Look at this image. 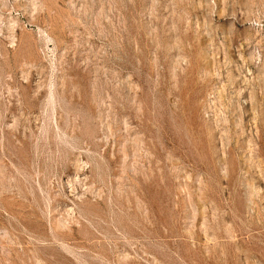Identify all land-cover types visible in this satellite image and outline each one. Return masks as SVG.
I'll use <instances>...</instances> for the list:
<instances>
[{
    "label": "rangeland",
    "instance_id": "rangeland-1",
    "mask_svg": "<svg viewBox=\"0 0 264 264\" xmlns=\"http://www.w3.org/2000/svg\"><path fill=\"white\" fill-rule=\"evenodd\" d=\"M0 264H264V0H0Z\"/></svg>",
    "mask_w": 264,
    "mask_h": 264
}]
</instances>
